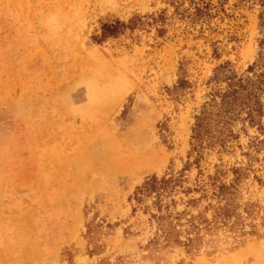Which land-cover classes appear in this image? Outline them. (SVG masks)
<instances>
[{
    "label": "rangeland",
    "instance_id": "1",
    "mask_svg": "<svg viewBox=\"0 0 264 264\" xmlns=\"http://www.w3.org/2000/svg\"><path fill=\"white\" fill-rule=\"evenodd\" d=\"M263 11L0 0V264H264V93L260 125L192 130L215 73L256 59ZM153 175L177 179L158 204L135 192Z\"/></svg>",
    "mask_w": 264,
    "mask_h": 264
},
{
    "label": "trees",
    "instance_id": "2",
    "mask_svg": "<svg viewBox=\"0 0 264 264\" xmlns=\"http://www.w3.org/2000/svg\"><path fill=\"white\" fill-rule=\"evenodd\" d=\"M135 17L137 16L130 18L129 22L120 19L103 22L100 37L116 36L125 27H130ZM259 18L262 37L259 39V51L256 59L248 65L245 74H237L233 71L222 75L215 73L213 82L216 84L224 82L226 85L224 88H212L209 100L203 104L199 114L195 116L192 128L194 139L201 140L203 138L213 116L231 119L239 117L251 125H260L263 114L261 96L264 93V11L260 13ZM176 181L177 179L171 176L157 177L153 175L147 178L135 192L136 194H155L156 204H158L160 198L171 191L170 188L175 185Z\"/></svg>",
    "mask_w": 264,
    "mask_h": 264
}]
</instances>
